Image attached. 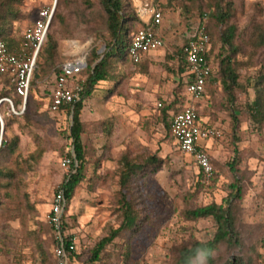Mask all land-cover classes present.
I'll return each instance as SVG.
<instances>
[{
    "label": "rangeland",
    "instance_id": "1",
    "mask_svg": "<svg viewBox=\"0 0 264 264\" xmlns=\"http://www.w3.org/2000/svg\"><path fill=\"white\" fill-rule=\"evenodd\" d=\"M56 1L19 0L20 19L8 20L10 34L20 36L37 11L55 7ZM123 1L128 9L135 7V0ZM233 2L240 88L227 95L218 81L194 103L202 124L219 133L210 138L208 152L215 181L205 179L192 158L177 149L160 115L169 103L178 109L185 101L180 50L204 13L210 25V11L204 12L202 0L189 7L190 12L179 2L167 5L166 0H155L162 14L158 34L163 47L138 66L117 60L112 80L98 83L83 102L85 175L63 212L64 234L75 239L76 256L69 264H91L88 259L95 243L119 225L115 201L117 162L122 155L136 162L154 157L160 163L154 173L148 171L150 166L132 183L142 219L139 228L129 238L115 239L106 247L102 261L93 264H172L179 247L193 240L206 242L215 232L211 218L186 221L181 211L220 204L233 176L241 180L240 225L245 247L230 252L220 247L212 255L213 264H235L239 259L264 264V124L252 123L246 108L254 99V87L264 90V45L255 43L257 29L264 30V0ZM58 11L63 21L52 22L47 33L58 41L60 60L50 72L38 68L34 74L26 99L32 102L28 127L10 124L5 132L8 139L18 135L20 143L3 163L8 173L0 176V264H55L54 234L47 214L53 195L71 169L62 160L71 159L73 152L66 138L69 117L50 110L54 72L72 53L70 43L85 47L87 63L92 50H102L106 37L99 0H64ZM135 29L133 25L131 30ZM214 60L218 63L217 57ZM84 77L82 72L77 80ZM2 81L0 77V86ZM2 115L7 119L14 115L8 102ZM35 150L42 152L37 165L31 171L18 169L24 165L15 158H25ZM193 264H205L204 258L198 255Z\"/></svg>",
    "mask_w": 264,
    "mask_h": 264
},
{
    "label": "trees",
    "instance_id": "2",
    "mask_svg": "<svg viewBox=\"0 0 264 264\" xmlns=\"http://www.w3.org/2000/svg\"><path fill=\"white\" fill-rule=\"evenodd\" d=\"M63 1L64 0L56 1L51 23H60L63 21V17L58 11V7L62 5ZM196 1L197 0H166V4L170 5L173 2H179L186 12H190L189 7H193V4H195ZM153 2L158 8L155 0H153ZM202 2L204 12L208 13L210 11V25L209 19L208 22H206V31L210 40V49L206 57L211 65V75L205 85L204 96L218 81L221 83L225 93L231 95L236 88H240L238 82L239 75L237 73L239 62L236 60V55L239 53V48L236 43L237 28L232 22L235 4L233 0H202ZM18 3L19 0H0V41L5 42L12 52H16L22 42V34L18 37L12 36L10 34V29L8 28V20L18 21L20 19L19 12L16 9ZM99 3L102 8L104 28L106 32V37L103 39L104 49L99 53H97L96 50L91 51V61L86 63V68L82 71L84 72L85 77L82 80H78L82 87L79 99L71 104L62 105L56 110L57 113H62L69 117L66 138L71 140L73 159L76 163L75 166L73 164L71 165L72 171H70L68 176L63 179L60 186L64 193L65 208L70 202L75 188L83 181L85 175V148L81 140L83 128L80 120L83 102L91 95L98 83L112 80L113 64H115L117 60L129 59L127 53L128 45L135 32L131 29L133 28V25L137 28L141 24L135 9H128L126 6L127 4H125L123 0H99ZM182 3L184 4L182 5ZM199 24L191 28L189 36L194 34L199 27ZM153 30L156 31V28ZM256 32V46L262 47L264 45V30L258 28ZM187 41L184 46L187 44ZM184 46L180 50V60L182 66L186 68L183 52ZM216 57L218 63L214 60ZM59 60L58 41L53 35L46 33L45 42L36 58L34 74L38 73V68L42 72L44 70L50 72L51 69L57 66ZM63 62H61L59 66ZM59 66L54 72L55 81L59 74ZM0 77L3 78L0 86V113H2L3 108L6 106L5 99H9L13 109L18 111L22 99L16 95L14 85L11 83L8 76L0 74ZM254 92V99L246 107L247 114L252 123L261 127L264 124V90H259L254 87ZM183 99H185V96H183ZM31 106L32 102L31 100H28L25 102L24 110L21 115L16 116L14 114L11 115V118L9 119L2 115L0 118L3 123V131L0 135V176H5L8 173V169L3 163L15 154L20 143L18 135H14L9 139L6 137L5 132L7 127L10 124H18L20 129L27 128L30 119L29 110ZM181 106L182 105H180L178 109H175L173 108V103H169L161 110L160 115L162 123L166 129H169V131L171 119L180 111ZM34 138L35 136H33V139ZM41 156L42 152L40 150H35V152L25 158L17 156L15 161L24 165L23 167H18V169L23 171V169L26 168V170L31 171V169L37 165ZM159 163L160 161L154 157H147L142 162L131 160L127 155H122L120 157L117 162L119 189L115 201L116 209L119 213V225L117 228L111 229L106 236L102 237L95 243L94 247L90 250L88 263L93 264L101 262L104 256V251L108 245L112 244L117 238H129L139 228L142 219L137 204V198L135 197L132 188V183L134 180L144 176L145 169L150 166L151 168L148 171L154 173L158 169ZM233 165L232 162V169ZM232 178V182L226 185L225 188L227 196L220 204L210 203L194 208L186 207L181 211L180 215L186 221L193 222L200 219L211 218L215 226V232L212 238L206 242L193 240L189 244L179 247L173 256L172 264H193V261L198 255H201L204 258L205 264H213L214 259L212 255L219 250L220 247H224L228 252L239 247H245L240 225L239 203L242 199L241 180L235 176ZM210 181H215L214 170L210 177ZM185 201L187 202V199ZM64 229L65 224L62 215L61 231L64 232ZM69 237L70 235L66 238V244ZM261 241L264 243V236L261 238ZM121 247L124 253L127 248L126 246ZM250 249L253 250V252L255 251V249L251 247ZM125 253L128 252L126 251ZM70 255L72 258L76 256L75 252H72ZM126 257L127 261L128 255ZM53 259L56 264L54 255ZM227 264H231V262L228 261ZM235 264H252V260L248 259L243 261L239 259L236 260Z\"/></svg>",
    "mask_w": 264,
    "mask_h": 264
},
{
    "label": "built area",
    "instance_id": "3",
    "mask_svg": "<svg viewBox=\"0 0 264 264\" xmlns=\"http://www.w3.org/2000/svg\"><path fill=\"white\" fill-rule=\"evenodd\" d=\"M134 8L141 24L132 36L127 53L130 61L137 64L143 55L163 47V40L158 34L162 14L154 5L153 0H142L135 4ZM53 11L54 4L37 11L35 19L22 33V42L16 52H12L5 42L0 41V74L8 76L14 85L16 95L22 99L18 111L13 109L9 99H5L11 105V111L15 115L21 114L24 110L36 68V58L45 42ZM207 16V14H203L201 24L194 34L189 36L187 44L184 46L183 52L188 76L184 94L186 102L182 104L180 111L172 117L170 122V133L178 150L192 158L196 169L205 179L212 176L213 168L209 156L200 147L199 142L219 136L216 130L202 124L199 110L194 105L203 98L205 85L211 75V65L206 57L210 49V40L206 31ZM154 28L156 31L153 30ZM69 47L72 49V53L59 66V74L52 90L51 111H56L60 106L78 100L82 89L77 77L86 68L85 47L74 46L73 43H70ZM158 106L160 105L158 104ZM62 164L69 168L72 164L76 165L73 157L71 159L64 158ZM70 171L72 170L70 169ZM64 209L65 198L63 189L60 187L52 197L47 214V222L54 234L52 253L56 264H69V260L72 258L70 254L75 251V239L70 236L66 244L67 235L61 231V217Z\"/></svg>",
    "mask_w": 264,
    "mask_h": 264
},
{
    "label": "crops",
    "instance_id": "4",
    "mask_svg": "<svg viewBox=\"0 0 264 264\" xmlns=\"http://www.w3.org/2000/svg\"><path fill=\"white\" fill-rule=\"evenodd\" d=\"M140 1H142V0H135V3L137 4V3H139ZM162 48V47H161ZM160 48V49H161ZM160 49H158V50H160ZM158 50H156V51H158ZM102 50H100V52H101ZM156 51H154V52H156ZM154 52H151V53H148V54H146V55H143L142 57H141V59H140V61L137 63V64H133V63H131V61L129 60V59H126L131 65H140V64H143L145 61H147L149 58H150V56L152 55V53H154ZM140 76H142V75H140ZM143 77V76H142ZM182 77H183V83H184V88L186 87V84H187V81H188V76H187V70H186V68H184V72L182 73ZM141 83V82H140ZM142 84V83H141ZM185 90V89H184ZM184 94H185V91H184V93H183V95L182 96H184ZM185 102L186 101H184V104H185ZM159 105H160V103H158ZM157 104V105H158ZM159 107V106H158ZM210 139H208V140H204V141H200L199 142V145H200V147L207 153V155H208V152H209V150L211 149V144H210ZM175 142V141H174ZM175 145H176V147H177V144H176V142H175ZM178 149V148H177Z\"/></svg>",
    "mask_w": 264,
    "mask_h": 264
},
{
    "label": "water",
    "instance_id": "5",
    "mask_svg": "<svg viewBox=\"0 0 264 264\" xmlns=\"http://www.w3.org/2000/svg\"><path fill=\"white\" fill-rule=\"evenodd\" d=\"M104 47L102 48V51H103ZM2 131H3V123H2V120L0 119V135L2 134Z\"/></svg>",
    "mask_w": 264,
    "mask_h": 264
}]
</instances>
